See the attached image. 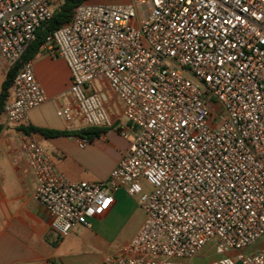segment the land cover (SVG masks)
I'll list each match as a JSON object with an SVG mask.
<instances>
[{"label": "built area", "instance_id": "built-area-1", "mask_svg": "<svg viewBox=\"0 0 264 264\" xmlns=\"http://www.w3.org/2000/svg\"><path fill=\"white\" fill-rule=\"evenodd\" d=\"M52 0H0V62L21 65L3 107L20 125L47 99L23 56L53 18ZM67 65L83 127H113L103 80L124 104L131 143L107 182H75L31 136L20 149L34 199L66 238L124 190L145 220L105 264H264V0H130L77 6L43 46ZM220 109V112H216ZM84 148L86 142L81 141ZM207 253L208 262H194Z\"/></svg>", "mask_w": 264, "mask_h": 264}, {"label": "crops", "instance_id": "crops-1", "mask_svg": "<svg viewBox=\"0 0 264 264\" xmlns=\"http://www.w3.org/2000/svg\"><path fill=\"white\" fill-rule=\"evenodd\" d=\"M130 0H88L91 4H124ZM46 101L29 112L28 121L13 125L3 114L0 118V264H105L141 228L145 213L135 197L124 190H111L114 204L108 212L92 220L90 228L78 226L62 238L52 228L49 213L34 199L35 179L21 153L20 137L35 139L51 156L57 167L75 182H107L112 170L126 154L131 139L121 136L124 104L103 80H96L89 91L99 92L113 127L86 128L76 109L65 121L60 110L71 104V76L66 63L42 47L31 60ZM5 63L0 62V94L6 78ZM24 129H34L27 134ZM43 132H42V131ZM45 132H61L49 136ZM86 142L84 148L80 142ZM261 241V242H259ZM246 255L257 253L264 239ZM250 249V248H249ZM205 252L194 262H208Z\"/></svg>", "mask_w": 264, "mask_h": 264}, {"label": "trees", "instance_id": "trees-1", "mask_svg": "<svg viewBox=\"0 0 264 264\" xmlns=\"http://www.w3.org/2000/svg\"><path fill=\"white\" fill-rule=\"evenodd\" d=\"M88 0H63L62 4L60 5L59 9L56 10L53 14V18L46 24H44L37 33L36 41L33 42L26 53L23 56V62H28L33 60L36 55L40 52L41 48L46 44L47 37L50 33H52L54 30L60 28L64 24L68 23L71 19V15L73 13V10L87 2ZM21 65H17L12 71H10L5 78V81L2 86V92L0 94V118L3 115V107L5 104V101L7 100L10 89L14 80V77L17 73V70L19 69ZM1 131V126H0ZM24 131L27 134H30L32 131L35 132L34 129H24ZM42 131V130H41ZM43 132V131H42ZM49 136H60L65 134L61 132H45Z\"/></svg>", "mask_w": 264, "mask_h": 264}, {"label": "rangeland", "instance_id": "rangeland-1", "mask_svg": "<svg viewBox=\"0 0 264 264\" xmlns=\"http://www.w3.org/2000/svg\"><path fill=\"white\" fill-rule=\"evenodd\" d=\"M62 2H63V0H52V9H53L54 12L59 9V7L62 4ZM216 112L219 113L220 112V109H217ZM134 199H136V201L138 202V197H135ZM259 242H261V241H259ZM251 248L248 249L246 253H249V251L251 250Z\"/></svg>", "mask_w": 264, "mask_h": 264}]
</instances>
